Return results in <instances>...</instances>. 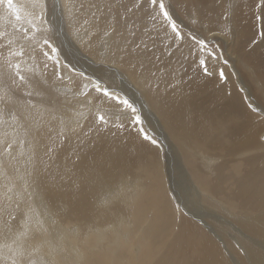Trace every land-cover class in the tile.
Returning a JSON list of instances; mask_svg holds the SVG:
<instances>
[{
	"label": "bare ground",
	"instance_id": "1",
	"mask_svg": "<svg viewBox=\"0 0 264 264\" xmlns=\"http://www.w3.org/2000/svg\"><path fill=\"white\" fill-rule=\"evenodd\" d=\"M211 1L167 18L151 0L0 3V64L23 72L2 67L0 91L31 93L0 119V264H264V0L229 22ZM110 90L146 117L117 119Z\"/></svg>",
	"mask_w": 264,
	"mask_h": 264
},
{
	"label": "rangeland",
	"instance_id": "2",
	"mask_svg": "<svg viewBox=\"0 0 264 264\" xmlns=\"http://www.w3.org/2000/svg\"><path fill=\"white\" fill-rule=\"evenodd\" d=\"M179 0H177V2H178ZM251 1V2H250ZM160 2H162V3H164V5H165V8L166 9H168V6H171L172 8H175L176 10H177V4L175 5L174 4V0H157V3L159 4ZM166 2H168V4L166 3ZM195 2V3H194ZM254 2V3H253ZM186 4H187V6H188V8H190V9H197V8H199V6H201V4L200 5H198V3H197V0H186ZM256 4V5H255ZM210 5H212V6H215V5H218L219 6V2H217V0H213V1H211V3H210ZM253 5H255L256 7H257V10H259V14H261V8H262V6H263V0H246V1H243V2H241V0H223V2H222V7L221 8H223V10H222V13L221 14H223L222 15V20H224V21H226V22H229L230 21V14H231V12L234 14L235 13V11H236V9H237V7H240V8H243L244 10H247V9H252L253 8ZM243 6V7H242ZM226 8H228L229 9V11L226 13ZM234 10V11H233ZM231 11V12H230ZM31 13H24V17H26L27 15H30ZM179 14V13H178ZM233 14H231V15H233ZM33 15V14H32ZM11 18L12 17H14V15H11L10 16ZM182 17V16H181ZM225 17V18H224ZM184 18V20L187 22V23H189L188 25H190L191 26V28H189V29H191V30H193V31H198L197 33H198V35L199 36H202V37H204V39H208V38H206L205 37V35L204 34H202V32H201V30H202V28L200 29L199 27H201V26H196V25H194L193 24V21H192V19H191V17H183ZM23 19V18H22ZM22 19L20 20V22H18V24L20 25L19 27L21 28V25H22V23H21V21H22ZM12 20H14V19H12ZM14 21H17V20H14ZM24 25V24H23ZM230 26H231V23H230ZM177 27V26H176ZM22 28H23V26H22ZM24 28L25 29H27L26 28V26H24ZM30 28H31V26H30ZM230 28V27H229ZM16 30H18V27H16L15 28ZM25 29H23V30H25ZM177 29H178V31L181 33V34H185L186 36H187V38H192V34L190 33L191 31H188L182 24H179L178 25V27H177ZM263 28H262V25H261V27L259 26V30H262ZM38 32H41V31H38ZM37 32V33H38ZM30 33H32V32H30ZM30 33H27V32H25V34H30ZM261 33H262V31H261ZM42 37H43V35H41ZM226 37H227V35H226ZM200 38V37H199ZM227 39H228V37H227ZM200 40V39H199ZM211 39H209V41H210ZM201 41V40H200ZM208 41V40H207ZM236 43V44H235ZM235 43H233V46H234V48H232V49H237V45H238V43H237V41L235 40ZM216 44H219L220 45V42L219 43H213V42H209V45H207L208 47V49L211 51V53H212V55H213V57H220V56H216L215 55V53H221V55H223L222 54V51L221 50H219L218 49V46L216 45ZM203 44H202V48H203ZM63 60H65V59H63ZM217 61H219L218 59H217ZM1 66H0V72L2 71V67L4 68V67H6V66H3L2 64H0ZM7 69H10V71H11V73H12V75H15L14 77H16V76H21V74H22V76H23V72H19L18 70L19 69H15V70H11V68H8V67H6ZM239 68V70L241 71V69H240V67H238ZM18 73V74H17ZM25 76H27L26 74H24ZM239 75H241V74H239ZM60 77L61 76H59V79H60ZM242 77V76H241ZM128 85V84H127ZM128 86H130V85H128ZM11 87V88H10ZM14 87L13 86H8V88H7V86L5 87V93L3 92V91H0V93H2L4 96H6V95H10V97H9V95L7 96V97H2V94H0V96H1V101H0V119H2V120H4L6 123L8 122L7 121V119L8 118H10V117H13V116H15L16 115V117H17V111H19L20 112V110L21 109H23L24 107H25V101H27L28 102V100H27V96H29L30 94L28 93L29 91H26V92H24V91H17L16 90V92H18L19 93V95H17L18 93H14L15 92V88L13 89ZM87 89V90H86ZM90 88H88L86 85H85V90H84V92L85 93H83L84 95H86L87 93H88V91H90L91 92V90H89ZM8 90H9V92H8ZM10 90H12V92L10 91ZM14 90V91H13ZM110 91H114V90H110ZM114 92H116L117 93V95H119V92L118 91H114ZM23 93V94H22ZM26 93V94H25ZM101 93H103V95H107L108 93L107 92H101ZM6 94V95H5ZM12 95H13V97H17V96H19V98L18 99H20V100H18V99H15V98H13L14 100H13V102H11L12 100ZM25 96V97H24ZM120 97H121V99L120 100H118L120 97H118V98H115V100H118V101H116L117 103H116V107H115V109L117 108L118 109V112L120 113L121 112V114L123 115H120V116H118V117H116L117 119H120V118H123V117H127V119H128V117L130 118L131 116H132V114L131 113H133V112H135L136 114L138 113V115H141V116H139V117H142L143 119H144V117H146V115H144V112L142 111V107H141V105L139 106V104L137 105V103L138 102H136L135 100H133V98H131L129 95V100H131V101H135L134 103L133 102H131V101H129L126 97H124L123 95H121V93H120V95H119ZM4 98V99H3ZM25 98V99H24ZM3 99V100H2ZM6 99H9V100H6ZM21 99L23 100V101H21ZM4 100H5V102H4ZM3 101V102H2ZM7 101V102H6ZM17 101H19L20 102V104L18 103L17 104ZM3 104H2V103ZM10 102V103H9ZM59 102V105H60V101H58ZM12 104L13 105V107H8L10 110H8V109H6V106L5 105H7V104ZM133 105H135V106H133ZM17 104V105H16ZM130 104V105H129ZM119 105V106H118ZM5 106V107H4ZM19 106H20V109L18 110V108H19ZM22 106V107H21ZM119 107V108H118ZM141 107V108H140ZM117 109H116V111H117ZM4 110V111H3ZM15 110H17V111H15ZM12 111V112H11ZM111 111V110H110ZM3 112H4V115H3ZM130 112V113H129ZM6 114V115H5ZM12 115V116H10V115ZM7 116V117H6ZM150 119H152V118H150ZM23 120H24V116H23ZM18 121H20V118H19V120H16V119H11L10 120V124H12V125H14V127L16 126L18 129H20V130H22V131H25V128L22 126V124H17V122ZM25 121V120H24ZM115 121H117V120H115ZM151 121V123H152V120H150ZM150 121H149V125H147V126H150V129L153 131L154 129H152V127H156L157 126V123H155L154 124V120H153V123L151 124L150 123ZM13 122V123H12ZM39 122H41L40 120H38V121H35V123H38L39 124ZM147 124V123H146ZM151 124V125H150ZM25 126V125H24ZM1 128H2V125H1ZM3 129V128H2ZM155 136V135H154ZM21 140L22 139V136H19L18 137V140ZM155 139L159 142L160 140L155 136ZM19 140V141H20ZM24 143V142H23ZM22 143V144H23ZM158 144V143H157ZM8 145H10V147H8ZM6 144V148L7 149H5V154H1L0 155V163H2V162H5L6 163V161L4 160L5 158H4V156L5 157H8V155L9 156H11V153H10V149H11V142H9V144ZM2 160V161H1ZM4 160V161H3ZM182 163V168L179 170V169H177V175H176V182H175V188H176V190H178V193H179V198H182V197H184V198H186L187 199V201L189 202L190 201V196H189V194L191 193V189H192V182L189 180L190 179V175H189V172H188V170H187V168H186V166L184 165V163L183 162H181ZM4 164V163H3ZM7 165V164H6ZM5 165V166H6ZM184 165V166H183ZM6 167H9V165H7ZM182 169H184V170H182ZM182 170V174H185L186 173V176H187V179L181 174V171ZM185 171V172H184ZM9 175H7V177H8ZM24 176H26L25 175V173H23L21 176H20V178H24ZM15 179V181H18V182H20V178H17V177H14ZM190 181V182H189ZM16 184H17V182H16ZM24 188H26V189H28V188H30V186H26V187H24ZM10 189V188H9ZM8 189V190H9ZM180 189V190H179ZM7 190V191H8ZM6 191V192H7ZM24 191V190H23ZM24 194V193H23ZM176 195V197H178L177 196V194H175ZM186 197H185V196ZM188 195V196H187ZM178 199V198H177ZM28 200H31V197H29V199ZM193 200V198H191V201ZM190 203V202H189ZM184 204V203H183ZM181 206V204L179 205V208H181L180 207ZM19 207H20V204H18V206H17V210L16 211H19L18 212V214H21V210L19 209ZM183 207V206H182ZM210 213V212H209ZM13 216V215H12ZM17 216V215H16ZM57 217V216H56ZM54 220H56V219H54ZM209 221H210V223H212L214 226H219V227H221V228H223V229H225V228H227L226 226H221V225H219L218 224V222H216V221H214V220H210V219H208ZM57 221V220H56ZM62 222V221H61ZM232 231H234L233 229H232ZM243 235V234H242ZM244 236V237H243ZM243 236H238V235H236V237H238L239 239H237V247L238 248H240L239 250L242 252V250H243V247H244V245L245 246H248V247H251L252 245V240L250 239V238H246V236L245 235H243ZM242 237H243V239H242ZM246 239H247V241H246ZM242 245V246H241ZM7 263L8 264H18V263H16V260H14V261H7ZM21 263H25L24 261L23 262H21ZM29 263V261L27 262V263H25V264H28Z\"/></svg>",
	"mask_w": 264,
	"mask_h": 264
},
{
	"label": "snow or ice",
	"instance_id": "3",
	"mask_svg": "<svg viewBox=\"0 0 264 264\" xmlns=\"http://www.w3.org/2000/svg\"><path fill=\"white\" fill-rule=\"evenodd\" d=\"M2 2H5V0H0V3H2ZM6 2H7L9 5H11L12 2H13V0H6ZM151 3H152L153 5H156V4H157V0H151ZM159 7H160L161 11H164V8H165L164 3L160 2V3H159ZM164 15H165L166 18L168 17V13H167L166 11H164ZM17 19H19L18 16H17ZM173 31H175V26H173ZM20 79L23 80L24 78H23V77H20ZM99 119H100L101 121H103V120H104V117H100ZM8 147H10V145H8Z\"/></svg>",
	"mask_w": 264,
	"mask_h": 264
}]
</instances>
